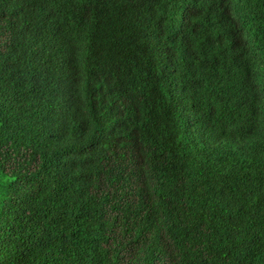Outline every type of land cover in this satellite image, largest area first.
Here are the masks:
<instances>
[{"label": "trees", "instance_id": "1", "mask_svg": "<svg viewBox=\"0 0 264 264\" xmlns=\"http://www.w3.org/2000/svg\"><path fill=\"white\" fill-rule=\"evenodd\" d=\"M186 1L0 0V264H264V0Z\"/></svg>", "mask_w": 264, "mask_h": 264}, {"label": "clouds", "instance_id": "2", "mask_svg": "<svg viewBox=\"0 0 264 264\" xmlns=\"http://www.w3.org/2000/svg\"><path fill=\"white\" fill-rule=\"evenodd\" d=\"M210 1L213 3V5L210 8V10L208 11V13L214 15L217 12L218 5H217V3L215 1H213V0H210ZM183 2H184V5L186 7V10H188V11L199 10L204 15V11L200 7H192L189 4V2H187L186 0H183ZM204 19H205V17H204ZM205 22L208 25L212 26L214 29H216L218 27L219 23H220V18L217 19V22H211V21H209L207 19H205ZM259 25H260V33H264V18L259 21ZM249 38H250V35H248V34L242 35L241 38H240V43L244 44V46H249L251 44ZM185 40L188 43V45L193 49V47H194L193 42L191 40H189L186 36H185ZM173 55L177 58L178 57V51L177 50L173 51ZM190 57H191L190 55L186 56L180 63L181 70L184 73H187V72L190 71L189 69L186 68V66L189 64ZM234 70L237 72V74L241 73L238 69H234Z\"/></svg>", "mask_w": 264, "mask_h": 264}]
</instances>
